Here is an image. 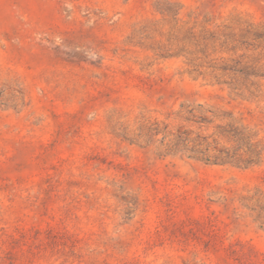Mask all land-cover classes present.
I'll return each mask as SVG.
<instances>
[{
  "label": "rangeland",
  "instance_id": "1",
  "mask_svg": "<svg viewBox=\"0 0 264 264\" xmlns=\"http://www.w3.org/2000/svg\"><path fill=\"white\" fill-rule=\"evenodd\" d=\"M0 264H264V0H0Z\"/></svg>",
  "mask_w": 264,
  "mask_h": 264
}]
</instances>
